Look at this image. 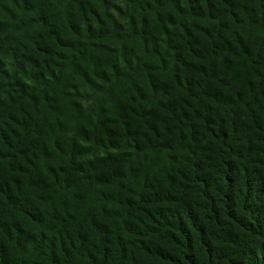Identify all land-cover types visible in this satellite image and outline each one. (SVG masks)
Masks as SVG:
<instances>
[{
	"label": "trees",
	"instance_id": "1",
	"mask_svg": "<svg viewBox=\"0 0 264 264\" xmlns=\"http://www.w3.org/2000/svg\"><path fill=\"white\" fill-rule=\"evenodd\" d=\"M0 264H264V0H0Z\"/></svg>",
	"mask_w": 264,
	"mask_h": 264
}]
</instances>
